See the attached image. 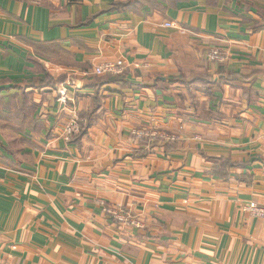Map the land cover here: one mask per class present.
Instances as JSON below:
<instances>
[{"label": "crops", "instance_id": "0c3cea01", "mask_svg": "<svg viewBox=\"0 0 264 264\" xmlns=\"http://www.w3.org/2000/svg\"><path fill=\"white\" fill-rule=\"evenodd\" d=\"M128 1L0 0V264H264V0Z\"/></svg>", "mask_w": 264, "mask_h": 264}, {"label": "built area", "instance_id": "2783aa9c", "mask_svg": "<svg viewBox=\"0 0 264 264\" xmlns=\"http://www.w3.org/2000/svg\"><path fill=\"white\" fill-rule=\"evenodd\" d=\"M166 26L171 27L173 26L172 23L167 22L165 23ZM206 55L209 59L213 61H223L225 59L224 54L221 52L220 49L218 48H211L206 52ZM125 70V63L123 60H116V61H107L101 64L100 66H97L95 68V73L99 75H121L123 74ZM59 93L62 97H65L67 95V86L63 85L59 88ZM81 129V123L80 120L77 117L72 118L65 126V135L66 138L71 137L72 135L80 132ZM134 135L136 138L140 139L143 138L144 136H148V132L144 130H136L134 132ZM150 137H159L165 141H176L178 140V136L175 134H163L161 136H155L154 134H151ZM252 215L259 217V218H264V206L258 204L255 201H252L248 204L246 208ZM106 212L111 214L115 219L122 221H129V218H127L121 211L117 210L116 208L113 207H106ZM133 224L140 226L141 224L133 220Z\"/></svg>", "mask_w": 264, "mask_h": 264}, {"label": "trees", "instance_id": "16d2710c", "mask_svg": "<svg viewBox=\"0 0 264 264\" xmlns=\"http://www.w3.org/2000/svg\"><path fill=\"white\" fill-rule=\"evenodd\" d=\"M139 1H140V0H131V1H128V2L123 3V4H121V3H117V4H115V6H116L117 8H120V9H131V8L134 7V5H137V4L139 3ZM107 76H108L107 78H105V79H103L101 82H99V85H100L102 82H104V81H108V80L113 81V80H116V79L120 78L121 75H107ZM88 116H89V118H90V119H89L88 126L82 127L81 130H80V132H79V134H78V136L85 134L86 131H87V128H88L89 125H91V123L93 122V115H92V114H89ZM72 136H75V134L72 135ZM147 141H148L147 139L143 140V142H146V143H147ZM148 142H149V141H148ZM149 144H150V149H151V151H153V149H154L156 143L153 142V143H149ZM147 152H148V151H147ZM227 162H228V161H224V162H223V165L227 164ZM229 164H230L231 167H233V166H237V165H238V164H232V163H230V162H229Z\"/></svg>", "mask_w": 264, "mask_h": 264}]
</instances>
